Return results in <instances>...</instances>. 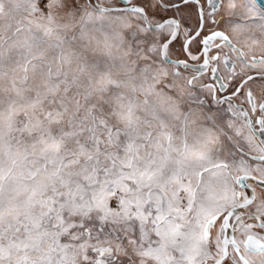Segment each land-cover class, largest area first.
<instances>
[{"label": "snow or ice", "instance_id": "obj_1", "mask_svg": "<svg viewBox=\"0 0 264 264\" xmlns=\"http://www.w3.org/2000/svg\"><path fill=\"white\" fill-rule=\"evenodd\" d=\"M0 264H264V0H0Z\"/></svg>", "mask_w": 264, "mask_h": 264}]
</instances>
